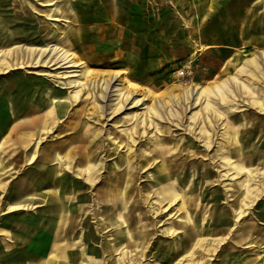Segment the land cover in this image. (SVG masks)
Returning a JSON list of instances; mask_svg holds the SVG:
<instances>
[{"label":"rangeland","instance_id":"374dc122","mask_svg":"<svg viewBox=\"0 0 264 264\" xmlns=\"http://www.w3.org/2000/svg\"><path fill=\"white\" fill-rule=\"evenodd\" d=\"M25 1L22 16L15 17L11 5H7L0 49L57 42L73 52V60L80 66L74 69L29 63L0 73V263L27 264L23 263L22 251L37 238L42 237L51 246L47 229L50 207L46 203L51 179L45 182L37 174L40 155L46 151L52 156L46 165L57 169V177L67 189L84 194L83 198L91 193L94 196L93 206L85 199L81 208L89 226H96V212L109 211L112 206L125 209L130 216L129 222L115 218L114 226L101 232L110 233L108 242L120 240L102 264H256L247 261L255 251L258 264H264V128L256 127L257 121L264 122V68L250 62L257 51L264 59V46H243L229 63L213 68L202 45L205 31L191 32L183 26V56L173 67L157 76L134 74L127 67V58L101 48L72 45L63 32L55 30L56 19L47 14L48 9L36 0L32 1L39 7ZM198 38L197 46H186L195 44ZM5 58L0 52V64ZM110 72H118L119 78L117 92L105 107L96 95V83ZM233 75L246 83L245 94H230L235 85L232 82H226L228 90L224 94H216L215 87ZM77 81H87V85ZM23 82L27 88H34H22ZM191 86L211 94L205 101L194 102L186 115L169 110L153 117L147 114L148 107H155L156 98L169 106L175 101L182 106L188 104L182 94ZM120 92H133L140 102L133 107L126 105L113 115L122 97ZM31 98V112L10 116ZM210 106L218 113L221 127L214 141L205 122L193 119ZM36 113L41 116L37 125L18 124ZM207 121L214 124L209 118ZM16 132L33 133L26 156L15 140ZM34 175L40 185L32 182ZM28 176L29 192L21 198L17 186ZM128 191L130 197L125 202L123 195ZM172 192L177 197L174 202H170ZM105 199L106 205L102 202ZM17 202L19 205L13 206ZM233 204L241 207L237 220V212L230 208ZM125 223L135 237L129 246ZM238 227L247 236L239 242L233 236L235 230L240 231ZM228 239H233L236 248L226 246ZM184 244L187 251H182ZM174 248L179 249L178 254ZM52 253L38 262H63ZM59 253L62 255V251ZM101 256L91 252L89 262L78 259L76 264H99Z\"/></svg>","mask_w":264,"mask_h":264},{"label":"crops","instance_id":"0c3cea01","mask_svg":"<svg viewBox=\"0 0 264 264\" xmlns=\"http://www.w3.org/2000/svg\"><path fill=\"white\" fill-rule=\"evenodd\" d=\"M23 1L25 0H9V2L8 0H0V31L4 30L3 24L5 23V19L3 16H6L7 5H11L15 17L22 16L24 15L21 10ZM36 1L42 4L44 8L48 9L47 14L56 19L54 24H56L58 28L55 30L63 32L64 36L72 45L78 48H101L102 51L111 52V54H115L119 58H127V67H129L131 69L130 72L134 74L140 72L157 76L165 74L169 68L173 67L175 63H177L176 61L183 56V37L185 30L183 26H185L186 30L191 32H199L200 29L205 31L206 38L202 39V45L206 48V53L209 57L208 64L213 68H215L216 65L219 66L229 63L237 53L236 50L240 51L243 46H264V0ZM28 2L34 4L32 0H28ZM38 3L34 5L39 7ZM25 4H27L26 1ZM199 17H201L200 20ZM195 42V44L192 42L186 43V46H197L199 44V38L196 39ZM55 44L73 54L71 50L63 47L57 42L45 46L16 44L7 49H0V52L6 55L5 60H1L0 68H3V70H0V73H5L9 69H13L8 66L11 60L9 54L14 49L20 47L28 49L43 48ZM261 56L262 54L260 51H257L254 60L250 62H252L253 65H260L264 68V59ZM224 81L225 84H227L226 82H232L235 85L239 84V88H232L230 94L233 93L238 96L245 94L247 85L237 75H233L230 79H224ZM26 83L23 82L21 87L26 89ZM30 88L34 87L30 86L27 89L30 90ZM24 101L25 102H22V106L10 116L27 114L33 110V105L29 103L32 101V98ZM40 117V114L36 113L33 114V116L30 115L22 118L21 123L18 122V124L33 127L37 125L36 120L39 122L41 119ZM18 124L14 123V126ZM257 126L264 128V122L262 120L257 121L256 127ZM24 134L25 133L16 132L14 136L15 140L19 141L22 153L26 156L30 152V148H28L26 144H28V140L32 137L33 133ZM36 137L38 142L39 135ZM262 142L264 143V140H262ZM35 152L36 150L34 153ZM50 157L52 156H49L47 152L40 155L41 161L43 162L40 164L37 174L38 177L45 182L51 179L46 200L47 206L50 207L49 212L51 211L47 227L50 233L48 235H50L51 246L49 248V243H45L42 237L32 241L30 248L22 251V256L24 258L23 263L54 264V262H38L43 259L44 255H50L52 252L53 257L55 256L54 258L58 262L64 261L59 264H76L78 259L81 260L82 263H87L92 259L90 253L95 252L102 254L101 259L99 258V264H102L104 258L111 255L110 250L116 248L120 240L114 238L115 240L113 243L111 241L108 242L106 238L110 233L104 235L101 232H105L106 228L109 226H114L116 222L115 218L118 220V217H124L125 221L129 222L130 216H128V213L127 215L125 214V209L124 211L118 210L117 207L112 206L109 211L104 210L96 212L94 218H96L97 224L96 226H89L83 212H81V208L82 204L85 202L83 200L85 199L86 202L88 200L90 201L91 204H89V206H93L95 200L94 196L91 193L83 198L82 195L84 194L76 191L72 192L67 189L68 186L62 183V181H59L61 178L58 179L57 177V173L55 172L57 169H54L53 166L46 165L52 160ZM34 178L35 180H33L32 177V182L40 185L41 181L36 179V175H34ZM30 179L29 176L24 178V180L18 184L19 187L17 186L21 198H25L29 192L28 185ZM15 187L16 185L13 186L14 189ZM55 195L60 196V206L57 205L59 201H56L57 196ZM106 200L107 199L104 200L105 202L102 201L104 205L107 204ZM18 205L19 203L17 202L14 203L13 206ZM86 205H88V203H86ZM53 210L56 211V213ZM127 227V243L129 246L131 243H134L132 241L130 242L131 238L135 237L131 233L132 228L129 227V225H127ZM239 230L240 231L235 230V234L233 232V236L238 242L247 238L245 232L240 228ZM140 236L142 237V235ZM231 240L233 239H228L226 241V246L228 248L233 246L236 248V245H234ZM59 251H62V255ZM176 251L178 254L179 249H176ZM63 256H65V258H63L64 260L61 258ZM256 257L255 251L250 254V259L247 261L251 260L253 263L258 264ZM110 264H112V262Z\"/></svg>","mask_w":264,"mask_h":264},{"label":"bare ground","instance_id":"6f19581e","mask_svg":"<svg viewBox=\"0 0 264 264\" xmlns=\"http://www.w3.org/2000/svg\"><path fill=\"white\" fill-rule=\"evenodd\" d=\"M42 47V46H41ZM9 56L11 57L10 60V65L8 66L9 68H16L18 66H21V64H32V63H39L43 65H56L57 66H62V67H74V69H78L80 66L79 61H74L73 60V55L66 49L58 46V45H49L43 48H34V49H28L25 47H20L17 49H14ZM82 65V63H81ZM7 68V67H6ZM8 68V69H9ZM73 69V70H74ZM0 70H3V68H0ZM75 71V70H74ZM69 78V77H68ZM118 72H110V75L107 78H104L101 82H97V86H99V92L96 90V95L97 97L102 99V102L105 107L109 105V98L114 96V92H117V84H118ZM93 81V80H92ZM25 83V82H24ZM78 84L80 85H87V81H77ZM73 85V84H72ZM22 86V85H21ZM96 88V86L94 87ZM233 88L238 89L239 87L236 85H233ZM27 89V88H26ZM94 90V89H93ZM228 90V86L224 84L218 85L215 87V93L218 95L224 94L225 91ZM111 93V94H110ZM95 94V93H94ZM211 93L206 91V90H199V88L191 86L189 87L183 94H182V100L183 101H188V104L179 105L178 102L172 103L170 106L165 103L161 98H156L154 99L155 107H148L147 108V114L151 117L158 115L159 112H163V114L168 113L169 111L172 112H181L184 115H186V110L187 109H192L195 105V103H198L202 100H207L209 95ZM120 95L122 97L120 98V101L118 104L114 107L113 109V115L118 114L121 112L123 109H126V105L129 107H133L137 105L140 102L139 98H134L133 92H127V93H122L120 92ZM195 102V103H194ZM28 105V104H27ZM29 106V105H28ZM27 109V108H26ZM23 111V110H22ZM21 111V112H22ZM26 111V110H25ZM107 112V109L105 110ZM20 113V112H19ZM109 115V114H108ZM107 115V116H108ZM18 116V115H16ZM33 116V115H32ZM186 118V117H185ZM211 119L214 121V124H209L207 119ZM193 119L196 121V123L200 122H205V128L206 131L209 132V134H212L209 138L210 140L214 141V135L216 134L217 130L220 129L221 127L219 126V118H218V113L210 106L205 112H200L197 113ZM221 122V121H220ZM218 124V125H217ZM77 127V125H75ZM225 127V126H224ZM79 132V131H78ZM227 134V133H226ZM25 135V134H24ZM68 137V136H67ZM190 137V136H189ZM18 138V137H17ZM21 138V137H20ZM156 140V139H155ZM196 140V139H195ZM234 141V140H233ZM156 142V141H155ZM197 143V142H196ZM27 145V144H26ZM224 145V143H223ZM241 145V144H239ZM24 146V145H23ZM69 146V145H68ZM55 147V146H54ZM252 147V146H251ZM47 148V147H46ZM173 148V147H172ZM45 149V148H44ZM65 149V148H64ZM159 149V148H158ZM192 149V148H191ZM43 150V148H42ZM152 150V149H151ZM161 150V149H160ZM58 151V149H57ZM68 151V150H67ZM46 152V151H45ZM153 152V151H152ZM165 151H163L164 153ZM66 153V152H65ZM227 154V153H226ZM42 155V154H41ZM193 155V154H192ZM132 156V154H131ZM179 156V154H178ZM184 156V155H183ZM44 157V156H43ZM42 157V158H43ZM71 157V156H69ZM80 157V156H79ZM191 157V156H190ZM65 158V157H64ZM79 159V158H78ZM42 160V159H41ZM181 160V159H180ZM194 160V159H193ZM66 161V160H65ZM43 162V161H42ZM138 162V161H137ZM126 163V162H125ZM80 164V162H79ZM211 164V163H210ZM137 165V164H136ZM257 165V164H256ZM113 168V167H112ZM128 171V170H127ZM56 174V173H55ZM60 175V174H59ZM157 177V176H156ZM156 181V180H155ZM208 182V181H207ZM69 184V183H68ZM53 185V184H52ZM51 185V186H52ZM96 185V184H95ZM207 185V184H205ZM141 187V186H140ZM86 190V189H85ZM113 191H117L116 189ZM127 191V190H126ZM170 193V191H168ZM243 192V191H242ZM56 193V191H55ZM86 193V192H85ZM51 194V193H50ZM129 191L126 193V195H123L125 202L129 200ZM57 196V195H55ZM73 196V195H72ZM172 200L170 202H174L176 200V196H174V193H171ZM257 197V196H256ZM255 197V198H256ZM154 198V197H153ZM194 199V197H192ZM54 199V197H53ZM109 199V198H108ZM191 199V198H190ZM189 199V200H190ZM56 201H59L57 204L60 206L61 199L60 196H57ZM80 201V200H78ZM109 201V200H108ZM77 202V201H76ZM179 202V201H178ZM108 203V202H107ZM194 203V202H193ZM122 204V203H121ZM190 204V203H189ZM80 206V205H79ZM96 206V204H95ZM52 207V206H51ZM98 207V205H97ZM115 207V206H114ZM162 207V206H161ZM229 207V206H228ZM58 208V207H57ZM80 208V207H79ZM91 208V207H90ZM235 212H237L236 220L240 218L241 216V207L237 206L236 204L231 205V207ZM52 209V208H51ZM86 210V208H84ZM156 209V208H155ZM172 209V208H171ZM103 210V208H102ZM117 210V209H116ZM54 211V210H53ZM58 211V209H57ZM51 212V211H50ZM56 213V211H54ZM121 212V211H119ZM117 212V213H119ZM226 214H230L231 211L225 210ZM122 213V212H121ZM77 214V213H76ZM211 214V213H210ZM101 216V215H100ZM187 216V215H186ZM52 217V216H51ZM71 217V216H70ZM142 217V216H141ZM76 218V217H75ZM124 218V217H123ZM134 218V216H133ZM145 218V217H144ZM92 219V218H91ZM105 219V218H104ZM125 220V219H124ZM105 221V220H104ZM111 221V220H110ZM134 221V220H133ZM59 222V221H58ZM75 222V221H74ZM79 222V221H78ZM112 222V221H111ZM126 222V221H125ZM74 224V223H73ZM126 224V223H125ZM124 224V225H125ZM127 225V224H126ZM21 226V225H20ZM71 227V226H70ZM107 227V226H106ZM67 228V226H66ZM71 229V228H70ZM76 229V228H75ZM96 229V228H95ZM127 230V229H125ZM65 231V229H64ZM67 231V230H66ZM195 231V229H194ZM56 232V231H55ZM60 232V231H59ZM100 232V231H99ZM185 232V231H184ZM108 235V234H107ZM73 236V235H72ZM78 238V237H77ZM101 238V237H100ZM150 238V237H149ZM65 240V239H64ZM68 240V239H67ZM61 241V240H59ZM132 241V240H131ZM130 241V242H131ZM232 241V240H231ZM112 242V241H111ZM129 242V243H130ZM146 242V241H144ZM148 242V241H147ZM176 243V242H175ZM212 243V242H210ZM187 244V243H186ZM190 244V243H189ZM219 242L216 243V246H218ZM125 246V245H124ZM189 246V245H188ZM192 246V245H191ZM210 246V245H209ZM213 246V245H212ZM84 247V246H83ZM100 247V246H99ZM186 245L184 244L183 250H186ZM123 249V248H122ZM145 249V248H144ZM176 248H174L175 250ZM190 249V247L188 248ZM120 250V249H119ZM197 250V249H196ZM199 250V249H198ZM187 251V250H186ZM202 251V250H201ZM208 251V250H207ZM69 252V250H68ZM205 253V252H204ZM211 253V252H210ZM69 255V254H68ZM181 255V254H180ZM85 257V256H84ZM204 257V256H203ZM72 259V258H71ZM205 259V258H204ZM110 260V259H109ZM88 261V260H87ZM64 262V261H63ZM177 263V262H176ZM188 263V262H187ZM180 264V263H179Z\"/></svg>","mask_w":264,"mask_h":264}]
</instances>
